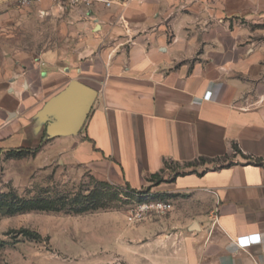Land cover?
Listing matches in <instances>:
<instances>
[{
    "label": "crops",
    "instance_id": "crops-1",
    "mask_svg": "<svg viewBox=\"0 0 264 264\" xmlns=\"http://www.w3.org/2000/svg\"><path fill=\"white\" fill-rule=\"evenodd\" d=\"M111 1L23 8L65 18L81 51L4 54L0 178L10 154L35 152L143 200L149 188L172 210L130 225L145 264H264V40L247 31L264 0ZM72 81L96 92L91 109L78 133L49 137L41 112ZM168 164L195 165L168 180Z\"/></svg>",
    "mask_w": 264,
    "mask_h": 264
},
{
    "label": "rangeland",
    "instance_id": "rangeland-1",
    "mask_svg": "<svg viewBox=\"0 0 264 264\" xmlns=\"http://www.w3.org/2000/svg\"><path fill=\"white\" fill-rule=\"evenodd\" d=\"M3 10L13 13L9 26L0 29V66L8 52L81 51V31L65 29V18L29 12L17 0H0V15ZM82 19L73 16L68 25L75 27ZM247 31L255 41L264 40V25ZM194 165L168 164L167 179ZM149 191H140L148 196L143 200L126 185L47 163L38 153H12L0 178V264H136L137 257L145 264L126 218L139 203L159 201Z\"/></svg>",
    "mask_w": 264,
    "mask_h": 264
},
{
    "label": "water",
    "instance_id": "water-1",
    "mask_svg": "<svg viewBox=\"0 0 264 264\" xmlns=\"http://www.w3.org/2000/svg\"><path fill=\"white\" fill-rule=\"evenodd\" d=\"M95 96L94 90L72 81L69 87L50 100L41 112L42 118L51 120L47 127L48 136L59 137L78 133Z\"/></svg>",
    "mask_w": 264,
    "mask_h": 264
},
{
    "label": "built area",
    "instance_id": "built-area-1",
    "mask_svg": "<svg viewBox=\"0 0 264 264\" xmlns=\"http://www.w3.org/2000/svg\"><path fill=\"white\" fill-rule=\"evenodd\" d=\"M43 0H17L18 5L21 8L30 7L33 4H39ZM52 5L61 8H76L83 7L90 9L95 4H103L105 7L109 8L114 2L111 0H48ZM172 210V205L168 202H148L144 201L136 205L130 210L127 215V222L129 225H134L144 220L154 216L162 215Z\"/></svg>",
    "mask_w": 264,
    "mask_h": 264
},
{
    "label": "trees",
    "instance_id": "trees-1",
    "mask_svg": "<svg viewBox=\"0 0 264 264\" xmlns=\"http://www.w3.org/2000/svg\"><path fill=\"white\" fill-rule=\"evenodd\" d=\"M235 150H236V148H235ZM236 151H237V150H236ZM205 161H206V160L201 159V162H205ZM150 181H154V182H156V183H160L162 180L159 178V176H157V175H153V176H151Z\"/></svg>",
    "mask_w": 264,
    "mask_h": 264
}]
</instances>
